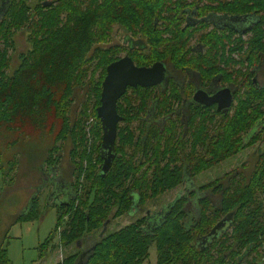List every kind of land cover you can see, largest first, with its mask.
Masks as SVG:
<instances>
[{
  "label": "trees",
  "instance_id": "16d2710c",
  "mask_svg": "<svg viewBox=\"0 0 264 264\" xmlns=\"http://www.w3.org/2000/svg\"><path fill=\"white\" fill-rule=\"evenodd\" d=\"M45 1L5 0L3 11L0 2V170L5 175L14 172L26 152L34 163L46 143L51 146L45 161L54 167L59 162L54 157L57 142L61 148L70 139L74 171L77 169L75 191L68 204L54 205L58 221L52 234L65 222L60 240L78 247L87 234L104 229L114 208V217L129 213L143 206L147 197L181 185L188 168L195 177L239 152L246 144L243 133L251 131L264 115L258 104L264 102V87L254 86L251 76L247 81L239 76L246 90L237 97L232 115L203 110L196 103L177 106L183 97L184 101L191 98V86L182 90L170 82L165 92L153 87L130 88L118 101L123 120L116 157L103 174L102 127L96 109L107 66L126 50L117 44L102 45L111 39L113 26L119 24L132 36L143 37L146 50L127 49L138 65L150 66L156 61L188 65L198 69L203 80L212 77L203 57H187L186 40L197 37L207 42L219 35L199 26L187 37L177 9L185 2H175L171 9V0H49L51 5H44ZM200 8V15L213 10L252 16L255 22L249 39H240L242 49L248 45L241 63L252 58L255 49V54L264 52V0H225ZM156 20L163 21L162 29L156 28ZM23 27L29 31L31 48L20 54L19 66L9 74L15 31ZM224 79L233 80L231 75ZM78 86L86 87L88 94L79 118L72 121L70 111ZM89 105L94 121L86 130ZM186 113L188 117H184ZM152 115L153 121L148 119ZM207 127L217 128L218 134L209 135ZM128 148L135 153L129 154ZM242 179L227 172L201 184L191 196L175 199L154 224L150 217L142 216L99 236L88 251L77 249L56 264H142L152 245L157 250L156 264H264V160ZM207 192L209 196H202ZM192 199L193 210L189 208ZM29 203L12 224L39 218V196ZM228 213L234 216L230 229L205 239ZM8 232L9 228L0 241V264L11 263L5 245Z\"/></svg>",
  "mask_w": 264,
  "mask_h": 264
},
{
  "label": "rangeland",
  "instance_id": "374dc122",
  "mask_svg": "<svg viewBox=\"0 0 264 264\" xmlns=\"http://www.w3.org/2000/svg\"><path fill=\"white\" fill-rule=\"evenodd\" d=\"M0 2L2 3L3 11L5 0H0ZM15 32V48L10 50V65L7 70L9 74H12L19 66L21 61L20 54L27 52V50L31 48L27 27L20 28ZM126 33V30L115 25L113 26L111 39L106 43H102V45L106 47L109 44L120 43L129 46L130 43L129 40H127L128 35ZM89 55H91V53ZM122 55H125V52H123ZM244 59L245 55L243 60ZM92 64H94V61ZM236 64L240 69L239 63L235 62V65ZM245 68H247L246 65ZM258 71L259 74L257 76V81L260 84H264V68H261V70ZM86 92V87L78 86L75 89L74 100L70 111L72 121L77 120L80 116L82 105L88 94H86ZM89 106L90 108L88 109V112H90V115L84 119L86 130H88V120L94 117L91 114V105ZM137 125L138 124H135V126ZM136 130L138 132L139 129ZM60 144V141L57 142L59 150L55 152L54 157H59V162L54 167H49L45 161L48 157V149L51 146L50 143H46L45 149H43L41 155L35 158V161H33L34 163L30 161L28 152H26L21 155L19 165L13 173L5 175L3 171L0 170V241L9 228L8 238H6L5 245H7V255L10 259V264H56L57 262L62 261L68 254L78 251L77 249L86 252L99 236L111 233L147 213L151 215L159 212L160 214L162 210H165L168 207L173 199L175 200L180 197L188 187L190 188L208 183L213 179L222 176L225 171H229L239 164H242L245 159L246 161H250L253 157H250L249 152L257 146L261 145V148L264 149V141L262 144L258 142L254 146L248 147L243 153L232 156L213 168L201 172L194 179L191 180L188 178L191 180L189 186L185 181V184L170 189L159 196L147 197L143 207L137 206L129 213L114 217V208L108 216L106 227L87 234L85 239H83L77 247L75 243L66 245L65 241L60 240L61 237L59 232L63 230L65 222L62 223L61 228L58 229L56 234L54 233L55 231L52 234L58 221L57 208L54 206V203L60 204L64 201H68L69 196L74 194L76 184L75 177L77 169L74 171V161L71 155L73 147L72 142L70 139L66 140L61 148ZM127 152H129V154L135 153L133 148H128ZM75 160L78 162V157H76ZM11 177L13 178L12 181L10 180ZM39 188V211L41 213L39 218L33 221L22 220L18 223L12 224L16 217L29 207L30 203L27 202V194H31L35 189L37 190ZM50 195H52V197ZM55 195H58L59 197L57 198ZM82 195L84 196L85 194L82 193ZM53 196L55 198H53ZM212 197L215 199L214 196ZM51 234L53 237H51L50 240H47L48 242H45ZM43 243L44 245L42 246ZM258 261L259 263H263V258L258 257ZM156 262L157 250L155 246L152 245L149 257L142 264H156Z\"/></svg>",
  "mask_w": 264,
  "mask_h": 264
},
{
  "label": "flooded vegetation",
  "instance_id": "af4514ba",
  "mask_svg": "<svg viewBox=\"0 0 264 264\" xmlns=\"http://www.w3.org/2000/svg\"><path fill=\"white\" fill-rule=\"evenodd\" d=\"M223 1H225V0H215V2H213L212 0H171L169 2L171 9L176 7L175 2L177 4H182L184 2L186 3V5L184 7H179L177 9L180 10L179 20L183 22V27L187 28L186 30H188L187 31V34H188L187 37L190 36L193 32H196L197 30H199L198 29L199 26H202V28H204V32H206V33L211 32L212 34L216 33L219 35V37H217L215 39H213L214 37H212L211 39L207 40V42L205 40L197 38V37L196 38L189 37L186 40V47H185L186 52H185V54H187V57H192V58L203 57L204 67H205L206 71L208 73H210L209 75L212 77V79L203 80V78H200V75L198 74L199 70L194 68V67H190L188 65L176 66L173 64L172 65L169 64L167 61H162L165 63V65L167 67V80H166V82H163V83L157 84V85H152L149 87H143V86H138V87H143V88H152L153 87V88H155V90L157 92H159V91L165 92L168 89L170 82H173L174 84L181 86L182 90L186 86H191L192 87V94L190 95L191 98H187L184 101V97H183V100L181 99L179 102L177 101V103H176L177 106L188 107L189 105L191 106L192 104L196 103L197 105H199V107H202L203 110H210L213 113H214V111L215 112H222L223 114L229 113L230 115H232L235 104L237 103V97L240 94L244 93V91L246 90L244 88V86H242L245 84V82H242V81L240 82L239 76H244V78H246L245 79L246 81L251 76L252 77L251 79H252L254 86L264 87V84H260L257 81V76L259 74L258 70H261V68L262 69L264 68V65H263V63H264V52L259 53V54H255V52H256V49H255L254 52L252 53L254 56L252 58H249V60L247 59L244 63H241V61L244 58V55H245V57H247L248 45L247 44L244 45V47L242 49L240 39H243L244 41H247L249 39L248 35L251 34V32L249 30L253 26V23L255 22L253 20V17L252 16L241 17L238 14L230 15V14H225L223 12H215L213 10L206 12L205 15L204 14L200 15V11H201L200 7L218 5L219 2H223ZM227 1H231V0H227ZM162 22H163L162 20L161 21L156 20V28L159 27V29L160 28L162 29L163 26H160L162 24ZM117 25L120 28L124 29L123 26H121L119 24H117ZM126 34L128 35L127 40H129V43H130L129 46H126V45H123L120 43H115L117 45H121V46L126 47V50L121 52L119 59L126 56V55L130 56V54L127 52V49L129 50V48H137V49H142V50L147 49V47L144 45L145 41L143 40V37L142 38L141 37L140 38L134 37L128 32ZM241 35H243V36H241ZM140 40H142L143 44L140 42ZM115 44H109V45H115ZM241 50H243V51H241ZM123 52H125V55H122ZM119 59H117V60H119ZM117 60H115V61H117ZM235 62L239 63L241 70L239 69V66L237 64L235 65ZM245 65L247 66V68H245ZM139 66H143V65H139ZM226 75H231L233 80L231 82H229L226 79V81H225L224 76L226 78ZM197 78H199V79H197ZM130 88H137V87L130 86V87H128L127 91ZM224 88H230V91L232 93V100L233 101H232L230 107H220V106H222L221 102H220V99H222L221 93H222V90ZM199 89L206 91L209 96H213L214 94L218 93L219 94L217 97L218 101L217 102H211L210 104L209 103L204 104V103L198 102L197 100H194L193 99L194 94ZM127 91H126V93H127ZM258 104L260 105L259 110L264 111V102H258ZM188 116L189 115L187 113L184 114V117H188ZM148 119L153 121L154 115L149 116ZM155 122H157V121H155ZM188 128H189V125H187L185 127V130H188ZM206 130H207L206 133H208L211 136L212 135L216 136L218 134V130L215 127H207ZM118 131H119V127H118ZM243 136L245 137V143L246 144L243 145L244 147L241 150H239V152L233 154L232 156L243 153V151L246 150L248 147L254 146L258 142H260V144L263 143V141H264V115H263L262 119H260L253 126V129L250 131V128H249L248 131L243 133ZM117 138H118V136H117ZM249 153H250V157L251 156L253 157L250 161L249 160L246 161V159H245L242 162V164H239V165L237 164L238 166H236L235 168H233L229 171H225L223 173V175L227 172L232 171L233 173H235V175L238 179L239 178L242 179V177L245 178V174L251 172L252 169H254V167H256V164L260 159L264 160V149L261 148V145L252 149V151H250ZM221 162H223V161H221ZM221 162H219L218 164H220ZM189 170H190L189 168L186 170V172H187L186 178H185L184 182L182 183V184H185V181H186L188 186L190 185V181L196 177V176L193 177V175L190 176ZM204 171H206V170H204ZM188 176H190V177H188ZM222 176H220V177H222ZM188 178L191 180H189ZM215 179H213V180H215ZM198 187H199V185H197L195 187H190V188L188 187V189L181 196H183V195H187V197L191 196L190 193H192L193 191H196V188H198ZM208 194H210V193L207 192V193L203 194L202 196H206V195L209 196ZM50 196L52 197V195H50ZM212 196L213 195H210L211 199L214 200V202H216V201L218 202V198L216 196H214L215 197V199H214ZM56 197L58 198L59 196H56ZM53 198H55V197L53 196ZM69 198H70V196H69ZM69 198H68V201H64L60 204H63V203L68 204ZM172 201H174V199ZM193 202H194L193 199L190 200V207L189 208L191 210H193ZM140 207H143V206H140ZM27 208H26V210H27ZM134 208H136V207H134ZM165 210H162L160 214H159V212H156V213H153L151 215H149V213H147L145 215L150 217V220H151L150 222L154 224V221H156L157 219H160V215H162L165 212ZM228 214H230V213H228ZM228 214L223 215L220 219H223ZM233 218H234V216L232 215V218L227 222V228L223 231L230 229ZM92 245L93 244H91V246Z\"/></svg>",
  "mask_w": 264,
  "mask_h": 264
},
{
  "label": "water",
  "instance_id": "95a60500",
  "mask_svg": "<svg viewBox=\"0 0 264 264\" xmlns=\"http://www.w3.org/2000/svg\"><path fill=\"white\" fill-rule=\"evenodd\" d=\"M51 3V1L47 0L44 2V5H51ZM166 80L167 67L162 61H157L150 66H139L131 56L126 55L107 66L106 75L102 82L100 105L96 109L97 117L102 127L101 149L104 158L102 166L103 174H106L110 170L116 157L118 127L123 119L118 113L117 106L119 99L126 93L130 86L149 87L166 82ZM218 95L216 93L213 96H209L206 91L199 89L194 94L193 99L200 103L210 104L211 102L218 101ZM221 95L223 100L220 99L222 105L220 107H230L233 101L230 88H224ZM232 215L230 213L217 222L205 239L208 240L209 238L216 237L220 231L225 230L227 228V222L232 218ZM104 227H106V224Z\"/></svg>",
  "mask_w": 264,
  "mask_h": 264
},
{
  "label": "crops",
  "instance_id": "0c3cea01",
  "mask_svg": "<svg viewBox=\"0 0 264 264\" xmlns=\"http://www.w3.org/2000/svg\"><path fill=\"white\" fill-rule=\"evenodd\" d=\"M20 155V154H19ZM19 155H17L19 157ZM23 155V154H21ZM13 173V172H12ZM10 175V174H9ZM11 180V179H10ZM12 181V180H11ZM25 189V188H24ZM26 190V189H25ZM40 189H35L34 192H32L31 194H27V197H28V200L27 202H30L32 200V198L36 197L37 195L39 196L40 195V192H39ZM27 191V190H26ZM58 196V195H57ZM54 203V202H53ZM54 205H56V203H54Z\"/></svg>",
  "mask_w": 264,
  "mask_h": 264
},
{
  "label": "built area",
  "instance_id": "2783aa9c",
  "mask_svg": "<svg viewBox=\"0 0 264 264\" xmlns=\"http://www.w3.org/2000/svg\"><path fill=\"white\" fill-rule=\"evenodd\" d=\"M93 121H94V118H90V119L88 120V130H89L90 127L92 126ZM59 229H60V228H59Z\"/></svg>",
  "mask_w": 264,
  "mask_h": 264
},
{
  "label": "bare ground",
  "instance_id": "6f19581e",
  "mask_svg": "<svg viewBox=\"0 0 264 264\" xmlns=\"http://www.w3.org/2000/svg\"><path fill=\"white\" fill-rule=\"evenodd\" d=\"M32 113V112H31Z\"/></svg>",
  "mask_w": 264,
  "mask_h": 264
}]
</instances>
